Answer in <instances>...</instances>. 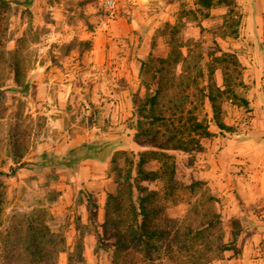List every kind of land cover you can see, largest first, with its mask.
I'll return each mask as SVG.
<instances>
[{
  "label": "rangeland",
  "instance_id": "obj_1",
  "mask_svg": "<svg viewBox=\"0 0 264 264\" xmlns=\"http://www.w3.org/2000/svg\"><path fill=\"white\" fill-rule=\"evenodd\" d=\"M81 1L92 8V12L85 15L93 17L96 22L104 19L98 0ZM52 2L53 0H30L28 6L11 3L5 17L0 20V82L5 88L6 106L3 117L0 118V183L4 190L0 232L9 235V239H19L18 234L24 235L28 220L36 218L43 221L47 227L43 242L50 252L49 264H112L111 240L100 241L97 234L103 221L106 194L114 191L116 187L110 158L112 152L117 149L125 150L131 158L136 152L146 149L133 142L134 131L131 127L135 113L131 102L132 95L138 89L142 94L144 89L140 86L139 73L132 72L131 66L127 78L119 74L112 75V85L108 84L105 88L100 86L94 90L87 87L86 75L80 74L79 86L77 84L67 91L65 97V109L69 114L67 121L76 120L77 124L72 125V133L82 136L90 131L95 135V139L84 140L59 154L51 150L65 162L79 158L74 163L38 167L36 163L45 152L40 150L42 140L45 139L39 136L45 120L43 114L31 113V83L34 74L30 69L39 58L41 37L47 31L45 22L50 16L47 5ZM192 3L193 0H148L144 7H138L127 0H118L111 19H118L122 11L128 21L135 19L138 29L134 32L133 41L127 39L124 45L118 43L114 49L121 50L128 46L142 52L144 57L150 51L154 55L166 56L179 52L186 56L185 63L179 60L166 66L162 102L176 91L179 73L194 76L200 67L207 72V62H214L212 77L215 83L222 87L223 62L218 63L213 58L220 56L222 51L234 52L241 66V73L237 75L233 72L231 86L238 96H247L251 87L249 81L253 79L252 73L248 74V80L245 78L246 63L253 60V51L263 49L262 43L247 40L246 35L241 37L242 21L238 36L231 38L227 30L224 32L218 27L219 19L205 18L201 14L191 12L194 8ZM220 12V9H216L212 14ZM20 30L25 33L26 38L22 54L24 60L21 63L26 72L24 89L15 86L9 66L11 52L15 46V41L11 43V39L15 32ZM55 47L62 51L71 47L82 50L90 47V44L89 41H75L69 45L56 44ZM205 78L206 75L198 79L199 85L204 84ZM97 79L102 80V74H98ZM129 79L130 81H127ZM239 80L242 85L237 84ZM182 86L185 84L180 87ZM52 96L55 97L54 94ZM178 96L186 99V108L194 106V112L200 117H210V107L207 103L199 105L194 85L191 84L184 90L179 89ZM93 97L98 98V102L92 101ZM115 100L119 102L115 103ZM220 104L223 108L222 118L227 124L237 126V132L242 133L250 128L251 107L250 111H247L238 98L225 96L220 99ZM43 106L49 108L46 104L41 107ZM113 108H116L117 114L111 119L109 109ZM17 112L28 114L24 124L28 123L29 130L28 150L21 160L29 164L20 168V165L12 160L8 141V131ZM210 128L217 131L212 123ZM50 135L48 141L51 144L48 145L59 147L63 141L62 137ZM232 135L233 133H223L218 134L216 138ZM214 140L202 139L205 146L203 152H169L176 164L177 188L173 196L158 199L161 209L154 217L152 225L162 228L164 233L157 239L160 250L154 253L155 264H222L225 257L223 258L221 244L229 242L233 247L235 241L249 234L244 225L249 219L246 216L242 221L238 218H225L222 210L227 201L218 197L205 179L211 161L215 160L218 165L225 164L223 155L214 144H219L220 141ZM106 141L108 143H105ZM94 142L101 146L99 153L87 146ZM93 156L97 158L94 159ZM145 167L154 169L156 162L151 161ZM11 169H15L14 173L10 172ZM141 183L162 195V180ZM87 194L94 203L91 209L93 221L88 219ZM260 211L261 209L256 210L257 213ZM18 242L20 251V241ZM8 263L28 264V259L24 255H12L7 252L4 257H0V264Z\"/></svg>",
  "mask_w": 264,
  "mask_h": 264
},
{
  "label": "trees",
  "instance_id": "obj_2",
  "mask_svg": "<svg viewBox=\"0 0 264 264\" xmlns=\"http://www.w3.org/2000/svg\"><path fill=\"white\" fill-rule=\"evenodd\" d=\"M17 2L25 6L30 0H0V20L5 17L11 3ZM193 13L201 14L205 18L219 19L218 27L228 36L236 38L242 21V11L237 0H193ZM221 9L218 14H212L213 10ZM33 41V40H31ZM26 42L25 33H22L15 42L12 50L10 68L13 74L15 86L26 88L24 78L26 72L21 66L23 52ZM170 43V42H169ZM153 49V48H152ZM216 62H223L222 65V87L213 80L214 62H207L208 70L198 68L196 75L190 76L179 73V82L175 86L176 91L170 98L163 99V81L166 80V66L182 61H187L186 56L179 52L173 55H154L151 51L140 61L139 89L132 95L131 102L135 109L132 120L133 142L139 146L146 147L143 151L136 152L132 158L123 149L114 150L110 158V168L116 184L115 190L106 194L104 203V214L101 228L97 231L100 241L111 240V262L112 264H155L154 253L160 248L157 239L164 230L152 225L153 219L161 209L158 204L159 198L173 196L176 191V164L170 151H181L192 154L203 152L205 146L202 139L223 133H234L237 126L227 124L222 118L223 108L220 99L238 98L250 111V103L246 96H238L231 86L233 72L241 73V66L237 55L231 51H222L220 56L213 58ZM204 84L199 85L198 79L204 78ZM185 84V86L180 87ZM194 85L196 96L200 106L207 103L210 107V117H200L193 108H186V99L178 96V90ZM242 85L241 80L237 82ZM244 86V85H243ZM22 91V90H21ZM184 97L187 98V95ZM5 106V88L0 82V118L3 117ZM17 115V117H16ZM8 131V141L11 150V157L15 164L20 167H27L29 162H21L28 150V123L24 124L28 114L17 112ZM211 123L217 128L213 131ZM103 145V144H102ZM96 153L100 152L101 146L95 143L87 144ZM94 157V156H93ZM97 158V156H95ZM79 160L65 162L62 157L53 155L51 152H44L36 165L52 166L56 164L69 165ZM151 161L156 162L154 169H147L145 166ZM15 169L10 172L14 173ZM162 180V195L157 190L148 189L142 181ZM4 201V190L0 183V214L1 204ZM86 207L89 210L88 219L93 221L92 208L94 203L89 194L86 195ZM47 227L36 218L27 222L24 235L18 234L20 239H9V235L0 232V257L9 252L12 255H24L28 264H49L50 252L44 246V238ZM18 241L20 248L18 249ZM104 243V242H103ZM18 249V251H17ZM221 249H232V244L227 242L221 244ZM236 255V254H235ZM7 258V257H6ZM5 258V259H6ZM9 264V263H8Z\"/></svg>",
  "mask_w": 264,
  "mask_h": 264
},
{
  "label": "crops",
  "instance_id": "obj_3",
  "mask_svg": "<svg viewBox=\"0 0 264 264\" xmlns=\"http://www.w3.org/2000/svg\"><path fill=\"white\" fill-rule=\"evenodd\" d=\"M147 1L137 0L135 5L144 7ZM237 1L243 11L241 37L246 35L247 40L263 45L261 51L252 52L253 60L248 61L245 68L247 80L250 78L248 74H254L246 96L252 108L251 126L246 132H234L232 137H212L214 141H220L214 144L223 155L225 164L211 161L205 179L216 195L227 201L222 210L225 218L242 221L246 216L249 219L244 222L249 234L235 241L232 249L223 250L225 258L222 264H264V0ZM47 9L50 15L45 22L47 31L41 37L39 58L30 69L34 74L30 103L32 115L43 114L45 120L39 134L41 139H45L40 145L41 152L54 150L59 154L84 140L95 139L90 131L82 136L72 133L76 120L67 121L69 114L65 109V97L67 91L77 84L79 86L80 74L86 75L88 88H105L112 85V75L127 78L129 66L137 74L144 54L128 46L114 49L118 43L124 45L127 39L133 41L134 32L138 29L135 19L128 21L122 11L118 19H111L101 27L100 22L85 15L92 12V8L81 0H53ZM22 33V30L16 31L11 43L16 42ZM75 41H89L90 47L82 50L71 47L63 51L55 47L56 44L69 45ZM98 74H102V80L97 79ZM92 101L98 102V98L93 97ZM44 104L49 108L41 107ZM109 111L111 119L115 118L116 108ZM49 134L62 137L59 147L48 145L51 144ZM259 209L261 211L257 213Z\"/></svg>",
  "mask_w": 264,
  "mask_h": 264
},
{
  "label": "built area",
  "instance_id": "obj_4",
  "mask_svg": "<svg viewBox=\"0 0 264 264\" xmlns=\"http://www.w3.org/2000/svg\"><path fill=\"white\" fill-rule=\"evenodd\" d=\"M130 3H136L137 0H127ZM118 0H98L99 8L102 9L104 19L100 21L101 27H105L107 22L113 17Z\"/></svg>",
  "mask_w": 264,
  "mask_h": 264
}]
</instances>
